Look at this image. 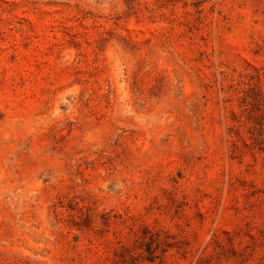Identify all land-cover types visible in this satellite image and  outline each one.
<instances>
[{
  "label": "rangeland",
  "instance_id": "obj_1",
  "mask_svg": "<svg viewBox=\"0 0 264 264\" xmlns=\"http://www.w3.org/2000/svg\"><path fill=\"white\" fill-rule=\"evenodd\" d=\"M0 264H264V0H0Z\"/></svg>",
  "mask_w": 264,
  "mask_h": 264
}]
</instances>
